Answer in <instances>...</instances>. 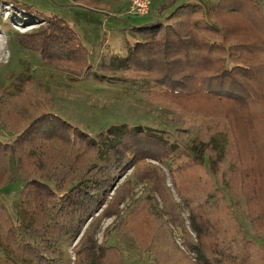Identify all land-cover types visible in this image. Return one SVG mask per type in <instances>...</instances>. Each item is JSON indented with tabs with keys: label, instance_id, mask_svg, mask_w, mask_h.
I'll return each instance as SVG.
<instances>
[{
	"label": "rangeland",
	"instance_id": "1",
	"mask_svg": "<svg viewBox=\"0 0 264 264\" xmlns=\"http://www.w3.org/2000/svg\"><path fill=\"white\" fill-rule=\"evenodd\" d=\"M150 1L149 14L139 16L120 0H0V140L13 144L18 140L16 150L0 157L1 206L23 238L40 243L29 230L34 218L21 200L26 182L45 179L58 187V194L67 195L74 178L79 179L83 171L85 178L98 179L105 166L116 160L114 154L105 152L109 135L113 136L116 129L140 128L169 142L172 151L159 160L157 153L152 155V148L146 151L151 154L137 159L132 167L115 171L112 186L100 196L101 206L78 221L77 235L58 245L63 254L61 263L76 264L77 250L90 236L98 245L117 249L116 257L102 258L108 264H202L185 244L190 240L187 236H196L190 226V208L202 204L203 199L204 204L219 208L224 198L238 218L243 236L254 243L255 258H262L264 264V213L262 217L258 214L262 208L264 211V202L262 208L258 204L255 209L248 197L250 191H264V163L253 161L249 155L254 147L251 135L259 127V116L264 115V93L263 105L255 104L257 100L251 97L248 105L236 107L219 96H198L192 79L199 73L212 80L224 64L228 69L240 65L236 57L226 54L230 45L232 56L238 53L241 42L237 37L244 24L230 23L224 29L228 37L232 34L224 42L228 48L218 57L212 55L204 72L195 71L194 66L189 69L191 76L180 79H190L188 89L171 93L156 73L134 72L128 64L120 67L116 61L127 56L128 46L138 41L134 28L156 21L168 24L180 5L199 4V14L222 21L212 16L219 0ZM254 1L264 16V0ZM53 15L66 20L89 49V62L80 63L83 73L60 69L36 54L37 48L21 43L24 34L48 26L46 19ZM174 59L172 56L170 61ZM247 64L259 65L251 60ZM224 83L227 86L229 80L224 79ZM49 114L61 116L94 136L103 150L101 158L93 148L84 150L85 141L77 140L73 146L72 139L61 130L49 134L52 140L29 143V132L23 128ZM249 117L253 123L247 122ZM55 162L63 167L72 163L71 172L57 173L55 166H50ZM180 166L193 168L190 174L177 176L180 182L176 183L174 170ZM221 218L210 212L209 234L215 232V225L222 227L214 223H224ZM3 230L0 264H33L14 248L8 227Z\"/></svg>",
	"mask_w": 264,
	"mask_h": 264
},
{
	"label": "trees",
	"instance_id": "2",
	"mask_svg": "<svg viewBox=\"0 0 264 264\" xmlns=\"http://www.w3.org/2000/svg\"><path fill=\"white\" fill-rule=\"evenodd\" d=\"M254 2V0H219L212 14L213 17L222 20L217 22L213 21L214 18L210 20L199 14L202 9L199 4L180 5L171 14L172 21L170 23L156 21L134 28L138 41L134 45L128 46L127 56L116 63L120 67L128 64V68L134 72L156 73L160 83L169 88L171 93L172 91L178 93V90L188 89L190 79L188 81H180V79L191 76L189 69L194 66L195 71L202 70L204 72L207 64L212 62L211 56L218 57L220 52H224L228 48L224 46L226 44L224 42L231 39L232 34L228 37V31H224V29L228 28L230 23H242L244 27L242 30L240 29L241 32L237 37L241 43L236 48L238 53H235L239 56H235V54L232 56L231 45L227 54L225 51L226 57H236L235 62L240 65L228 69L224 64L221 70L215 72V75H210L212 80H208L209 78L206 80L207 76L204 77L199 73H195L192 79L194 78L196 81L194 86L200 92L198 96L200 94L201 96H219L236 107L248 105L250 98L253 97L257 100L255 104L263 105L261 104L263 103L261 95L264 93V16ZM46 21L48 26L41 25L32 34H24V39L20 36L21 43L28 48H37L36 54H40L44 60L60 69H69L77 74L83 73L84 65L80 66V63L89 62V49L79 34L58 15L49 16ZM219 37L222 39L219 40ZM172 56H175L173 62L170 61ZM250 60L259 65H248L247 62ZM240 76L242 77L240 78ZM221 79L229 80V84L226 86ZM259 118H261L257 122L259 127L257 130H253L255 135H251L254 143L253 153L249 155L253 161L258 162L257 159H259L264 163V115ZM247 122L253 123L254 121L249 117ZM23 129L29 132L28 134L25 132L29 143L35 144L37 139L52 140V135L55 132L58 134L61 130L69 136V139H72L73 146L77 140L78 142L85 141V151H88V148L95 149L99 154L98 159L103 153L100 142L94 136L80 127L73 126L58 115L49 114L43 121L29 124L27 128ZM71 129L73 134H71ZM114 132L113 136L109 135L110 141L106 143L105 152L114 154L116 160L105 166L106 170L103 173L99 170L100 178L87 179L83 176V173L85 174L83 171V178H81L82 176H80L81 179L74 178L75 183L70 187L67 195L58 194V187L54 188L45 179L34 178L33 181L26 182L21 200L25 210L34 218L29 230L36 240L40 239V243L29 241L21 236L19 229L14 225L11 216L1 206V203L0 239L5 236L3 229L8 227L14 248L16 246L20 256L25 260L33 264H62L63 254L58 245L77 235L80 230L77 226L78 221H83L90 211L101 206L99 204L100 196L105 195L106 190L112 186L115 171L118 168L122 171L132 167L131 165L135 164L137 159L151 154V151L150 153L146 151L152 150V148L154 150L152 155L157 153L159 160H163L167 157L165 155L172 151V145L169 142L140 128L116 129ZM17 141L16 139L13 144L0 140V157L6 156L7 151L16 150ZM210 149L215 152V148ZM160 152H164L163 157ZM58 164L55 162L50 166H55L54 169H57V173L69 174L71 172L72 163L65 167L62 164L58 166ZM184 167L186 166H180L174 170L176 183L179 181L177 176L188 175L193 168L183 169ZM262 170L261 175L264 179V165ZM248 197L251 204L255 203V209L258 204L262 208L264 191H250ZM91 199L96 200L99 205H92L94 200L91 201ZM202 201V204L197 203L190 208L189 220L191 229L196 233L195 239L189 235L187 237L190 240L185 241L186 246L197 254V260L202 264H262V258L257 260L254 256L255 250H257L252 246L254 243L251 239L243 236V232L240 231V222L236 215L229 210L226 200L224 198L221 200L224 204L219 205V208H216V205L204 204ZM210 212L219 214L225 222H214L220 223L222 227L213 223L215 232L209 234ZM261 213H264L263 208L258 212L259 217H262ZM210 239L212 241L209 242ZM236 239L239 241L234 242ZM115 250L117 251L115 247L98 245L97 240L89 236L83 240L81 249L77 250L76 264H108L107 260L104 261L102 258L116 257L118 251ZM258 250L257 252H260V249ZM59 254L60 257H58Z\"/></svg>",
	"mask_w": 264,
	"mask_h": 264
},
{
	"label": "built area",
	"instance_id": "3",
	"mask_svg": "<svg viewBox=\"0 0 264 264\" xmlns=\"http://www.w3.org/2000/svg\"><path fill=\"white\" fill-rule=\"evenodd\" d=\"M126 1L131 8V12L133 14H137L139 16H144L149 14L151 8L150 0H123Z\"/></svg>",
	"mask_w": 264,
	"mask_h": 264
},
{
	"label": "crops",
	"instance_id": "4",
	"mask_svg": "<svg viewBox=\"0 0 264 264\" xmlns=\"http://www.w3.org/2000/svg\"><path fill=\"white\" fill-rule=\"evenodd\" d=\"M121 3L123 4H128L126 1L120 0Z\"/></svg>",
	"mask_w": 264,
	"mask_h": 264
}]
</instances>
